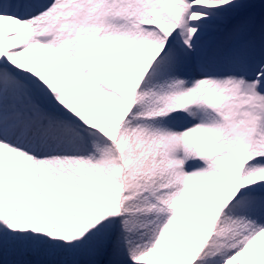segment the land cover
<instances>
[{"label":"snow or ice","instance_id":"snow-or-ice-1","mask_svg":"<svg viewBox=\"0 0 264 264\" xmlns=\"http://www.w3.org/2000/svg\"><path fill=\"white\" fill-rule=\"evenodd\" d=\"M0 264H264V0H0Z\"/></svg>","mask_w":264,"mask_h":264}]
</instances>
